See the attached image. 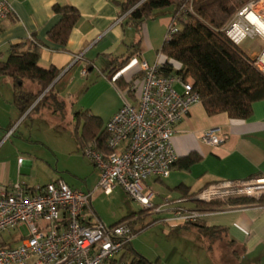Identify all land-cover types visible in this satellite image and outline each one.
Segmentation results:
<instances>
[{"label":"crops","instance_id":"1","mask_svg":"<svg viewBox=\"0 0 264 264\" xmlns=\"http://www.w3.org/2000/svg\"><path fill=\"white\" fill-rule=\"evenodd\" d=\"M125 1L8 0L12 13L0 25V62L8 60L12 46L28 39L33 38L43 45L39 66L44 69L55 67L61 71L52 87L58 98L65 102V110L55 114L51 109L41 108L27 117L39 99L21 116L14 105L12 81L0 75V186L22 184L31 188L57 180L69 184L56 173H52L50 180L44 184L27 175L29 168L34 169L37 165L45 168L58 156L56 148L43 138L33 140L32 135L38 131L35 122L44 121L47 129L57 131L63 127L67 130L73 128L74 136L76 112L88 111L100 118L105 126L124 102H134L140 96L143 83L141 64L146 61L152 65L157 61V53L172 22L173 8L156 11L151 19L143 23L139 52L121 70H115L118 62L113 61L131 54V45L139 39L133 28L126 26L124 21L119 22V19L124 18L120 17V4ZM57 4L75 7L80 13L66 48L50 43L47 37L48 32L61 20V16L53 11ZM80 56L82 59L79 60L77 57ZM85 69L87 75L83 76L82 71ZM77 75L86 80L82 87H79L80 81L84 79L76 80ZM119 77L126 84L122 89L116 84ZM30 86L31 91L39 89L38 85ZM213 128L220 129L225 138L217 146L201 141L203 133ZM31 144L39 145L40 149L29 150ZM76 144L82 151L77 140ZM172 145L178 160L190 154L198 155L200 160L189 169L175 166L166 179L151 177L146 180V187L155 194V206L165 203H169V206L159 213L151 211L147 216L143 215L144 220L148 216H155L156 220L169 218L172 208L177 205L198 209V201L194 198L208 185L264 177V100L253 105L252 115L246 120L231 119L226 113L210 116L202 103L196 104L189 115L177 124ZM21 158L24 160L19 163ZM94 178L91 187L95 189L99 181L96 167ZM178 187L187 191V197L175 190ZM199 223L209 228L224 229L220 235L217 234L218 237L207 236L211 242L225 237V253H222L225 261L237 258L240 264H264L262 206L217 203L205 211V217ZM186 229H195L202 234L195 227ZM129 255L132 256V253Z\"/></svg>","mask_w":264,"mask_h":264},{"label":"built area","instance_id":"2","mask_svg":"<svg viewBox=\"0 0 264 264\" xmlns=\"http://www.w3.org/2000/svg\"><path fill=\"white\" fill-rule=\"evenodd\" d=\"M11 13L8 0H0V25ZM178 30L179 25L171 22L165 39ZM222 32L238 47L246 40L262 43L260 51L247 55L264 76V0H250ZM160 57L157 53L152 65L142 62L140 96L134 102H124L105 125L107 151L98 150L94 141L82 149L99 171L94 191L75 189L63 180L31 188L22 184L0 186V264H137L127 250L138 235L131 221L106 226L95 218L92 203L96 194L110 195L122 188L143 209L159 213L169 206H155V194L145 183L151 177H169L179 159L172 145L176 126L192 106L201 103V97L191 76L164 74ZM82 75H87V69ZM224 140L218 128L205 131L201 137L211 146ZM262 197L264 177L211 184L194 199L212 204ZM204 217L205 212L177 205L163 220L179 227L199 223Z\"/></svg>","mask_w":264,"mask_h":264},{"label":"trees","instance_id":"3","mask_svg":"<svg viewBox=\"0 0 264 264\" xmlns=\"http://www.w3.org/2000/svg\"><path fill=\"white\" fill-rule=\"evenodd\" d=\"M247 3L239 0H126L120 4V17H124L125 25L133 28L139 35V39L131 45L133 48L131 54L121 60L113 61L118 62L115 70H121L132 56L139 52L143 23L151 19L156 11L172 7V22L179 25V30L165 39L158 51L161 54L162 72L166 75L174 72L185 77L191 76L194 79L195 90L200 94L201 103L210 116L226 113L235 120L250 118L253 105L264 100V76L249 62L248 55L240 47L232 44L222 32L228 21ZM53 11L61 16V20L48 32V41L66 48L71 32L80 19V13L75 7L58 4L53 7ZM42 47L43 45L34 39L33 41L28 39L12 46L8 60L0 62V75L12 81L14 105L21 116L25 115L39 99L27 117L41 108L51 109L55 114L65 110V102L58 98L52 87L61 75V71L55 67L44 69L39 66ZM26 81L36 83L39 87L38 91L27 89ZM116 84L121 89L126 87L121 77L116 79ZM74 122V136L82 149L87 143L94 141L98 150L107 151L108 134L100 118L88 111L76 112ZM199 160L198 155L190 154L178 160L172 168L179 166V168L189 169ZM175 190L181 192L184 197L188 195L182 187ZM228 204L261 206L264 205V197L260 200L233 199ZM215 205L217 203L198 202L197 210L205 212ZM151 211V209L140 210L114 225L134 220V218H140L143 221V218ZM190 227H195L202 234L214 237L224 230L209 228L200 223L178 228ZM142 230L144 229L135 230L134 228L137 233ZM127 250L135 254L132 244L127 247ZM135 262L159 264L150 262L137 254Z\"/></svg>","mask_w":264,"mask_h":264},{"label":"rangeland","instance_id":"4","mask_svg":"<svg viewBox=\"0 0 264 264\" xmlns=\"http://www.w3.org/2000/svg\"><path fill=\"white\" fill-rule=\"evenodd\" d=\"M240 2H249L250 0H239ZM262 43L259 40H246L240 45V49L246 54L260 51ZM82 79L79 75L76 80ZM84 79V78H83ZM82 79V80H83ZM86 80L80 81L84 84ZM30 84L36 83L26 81V88L31 89ZM90 85V84H89ZM78 92V90H75ZM36 132L32 135L33 140L43 138L47 143L53 145L58 151V156L54 162L37 165L34 169L29 168L27 175L34 178L40 184L47 183L52 173L60 174L74 188L92 192L95 189L91 186L94 181V165L91 160L86 158L76 144L75 136H73V128L47 129L44 121L35 122ZM81 134V131H80ZM28 139V137H27ZM29 150H39V145L31 144ZM59 162V168L57 164ZM58 172V173H57ZM92 188V189H89ZM89 189V190H88ZM93 210L95 218L106 226L114 225L122 219L143 210L141 205L134 201L122 188H118L110 195L104 193L96 194L93 199ZM191 208V207H188ZM158 218V217H157ZM131 224L136 229H144L132 240V248L136 254L144 257L150 262H158L159 264H240L237 258L231 261L223 258L225 237L211 242V238L207 235L199 234L195 229H176L166 223L163 218L156 220L155 216H148L145 220H131ZM24 234L26 230L22 229ZM19 238L18 235H15ZM18 244V242L16 243ZM213 249H210V247Z\"/></svg>","mask_w":264,"mask_h":264},{"label":"water","instance_id":"5","mask_svg":"<svg viewBox=\"0 0 264 264\" xmlns=\"http://www.w3.org/2000/svg\"><path fill=\"white\" fill-rule=\"evenodd\" d=\"M55 84V83H54ZM53 86V85H52Z\"/></svg>","mask_w":264,"mask_h":264}]
</instances>
